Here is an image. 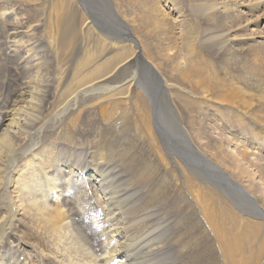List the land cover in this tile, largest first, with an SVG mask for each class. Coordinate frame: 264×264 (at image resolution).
I'll use <instances>...</instances> for the list:
<instances>
[{
  "label": "rangeland",
  "instance_id": "obj_1",
  "mask_svg": "<svg viewBox=\"0 0 264 264\" xmlns=\"http://www.w3.org/2000/svg\"><path fill=\"white\" fill-rule=\"evenodd\" d=\"M252 1L245 0L247 5L241 7L232 0H0V105L6 103L11 93L15 96L19 92L20 76L33 81L38 124L51 126L40 133L37 131L40 135L44 130L51 134L42 145L49 147L59 160L55 168L66 169L72 178L82 179L71 187L69 194L77 193L70 213L77 224H80L78 209L83 212L87 207L88 210V203H94V199L101 196L99 189L86 182V172L94 169L106 174L102 179L106 182H119L130 191L142 187L128 200L129 204H134L136 197L139 198L140 208L130 209L132 217H142V209L149 204L154 191H158L166 204L172 194L166 188L171 178L179 182V187L176 185V196L169 204L179 205L182 211L190 205L191 199H186L184 192L180 193L185 185L173 161L176 157L167 154V146L159 137L164 131L154 126L155 114L151 112L148 94L159 97L155 106L166 115H175L192 144L255 198L264 213V135L260 127L261 124L264 127V106L258 107L264 104V36L256 37L251 33L255 27L264 30V20L257 26L256 22L243 26L244 19L264 18V4L256 8L250 5ZM89 3L102 7L104 16H97ZM111 11L133 41L119 39L115 32L108 30V26L115 25L110 19L112 15H107ZM60 14L73 17L75 30L62 34L65 26L57 25ZM81 21H87L82 28ZM15 22L32 30L26 33L24 28L15 32L18 29L9 27ZM189 29L193 34L185 36ZM228 43L231 45L226 46ZM19 45L24 46L30 60L23 73V69L15 68L6 56L9 46ZM139 52L141 57L137 59ZM84 53L89 61L87 69L91 71L89 87L95 91L83 102L78 98L75 108L64 110L62 105H56L61 99L53 100L48 96L60 93L67 83H75L73 79L80 74L77 64ZM101 54L105 56L93 62ZM104 61L108 62L107 67L94 72L95 65ZM150 66L153 74L143 77L142 73ZM99 77L101 79H97ZM157 78L162 81L155 82ZM148 83L154 89L145 93ZM96 87H110V90ZM163 97L168 98L169 105ZM238 106L255 109L252 120L236 111ZM98 158L107 159L111 165L102 161L97 166L94 160ZM177 163L185 168V176L191 181L189 187L205 195L206 206L215 207L221 214L222 211L225 215L238 214L235 198L227 188L216 186L208 175L200 179L197 174L200 170L191 168L188 163L186 166L184 160ZM111 166H117L118 173L111 171ZM22 171L23 168L16 166L13 175ZM239 201L243 199L236 202ZM156 211L159 217L161 210ZM241 214L238 215L247 219L242 223L250 224L254 220V223L262 221L264 224L263 218L257 221L254 215ZM85 217L93 219L88 213ZM96 219L99 221L98 217ZM232 219V214L228 215V226ZM251 223L253 225V221ZM23 226L24 221L16 217L14 227L21 230ZM142 226L143 222L137 223L134 232ZM103 238V235L94 237V242L85 248L92 255L100 256L104 247H99V242ZM112 244L113 240L108 242L109 246ZM19 257L21 261L25 258Z\"/></svg>",
  "mask_w": 264,
  "mask_h": 264
},
{
  "label": "bare ground",
  "instance_id": "obj_2",
  "mask_svg": "<svg viewBox=\"0 0 264 264\" xmlns=\"http://www.w3.org/2000/svg\"><path fill=\"white\" fill-rule=\"evenodd\" d=\"M232 1H237L241 7L247 5L245 0ZM252 4L256 5V8H260L263 6L264 0H253L250 5ZM89 7L97 16H104L103 8L99 5L89 3ZM213 7L214 5L209 6L206 11H210ZM107 15H112L110 19L115 22V25L108 26V30L115 32L119 39L133 41L128 30L118 23L120 21H116L117 17H114L113 12L111 11ZM255 18L244 19L243 26L249 27L253 22H256L257 26L264 20L263 17ZM72 21H74L73 17H68L67 14L58 15L57 25L65 26L63 35L68 31L75 30L76 27ZM86 23L87 21H81L80 28ZM9 27L18 29L15 32L20 29L22 31L24 28H26L24 29L26 33L32 30L29 28L30 26L22 27L18 22ZM251 33L256 37L264 36V30L256 27ZM18 34L20 33L18 32ZM192 34V29L185 31V36ZM225 45L230 46L231 44ZM9 47L10 49L7 48L9 49L7 58L13 61L16 65L15 68L23 69V73L26 63L30 61L27 59L28 54H25L24 46ZM136 47L138 48L139 45L137 44ZM104 56L101 54L94 58L93 62L101 60ZM140 57L139 52L136 58ZM4 63H6L5 60ZM88 64L89 61L84 53V57L77 64L80 74L75 79L72 78L75 83H67L60 93H51L48 96L53 100L61 99L56 104L57 107L62 105L64 110L73 109L79 103L76 102L78 98L83 102L87 100L91 91H95V88L89 87L91 84L88 83V74L91 71L87 69ZM107 65V61L99 62L93 71H99ZM153 71L154 69L150 66L146 72L142 73V76L148 77L153 74ZM11 76L13 75L11 74ZM97 79H101V77ZM130 79L134 80L133 77ZM157 81L162 80L157 78L155 82ZM18 82L19 92L15 96L14 93H11L10 96H7L6 103L0 105V264H143L144 262L145 264H264V224L257 220L264 219L261 206L257 204L255 198L243 190L240 184L232 181L224 170L220 169L217 164L211 163L205 153L192 144L175 115H166L160 107L155 106V100L159 98L156 94L146 95L150 98L151 112L155 114L154 126L156 129H163V134L158 132L159 137L167 146V154L176 157L173 158V161L180 170L178 171L180 179L185 185L184 191L180 193L184 192L183 196L186 199H191L190 205L182 211L178 208L179 205L172 207L169 204L174 201L175 188L179 183L171 178L166 183L167 191L172 192L168 202L165 204L158 191H154L151 193L149 204L142 209V217H132L130 209L134 206L140 208L139 198L136 197L138 200H134V204H129L128 200L141 191L142 187H140L141 190L137 188L134 191L135 188L132 189L133 192L129 190L130 188L119 185V182L116 184L110 181L112 185L108 181L102 180L106 174L94 169L86 172V182L99 189L98 192L101 196L99 199L93 198L94 203H88V210L87 207L83 212L78 209L80 224H77L73 217H70L71 205L75 204L77 193L69 195L68 191L82 179L72 178L66 169L55 168L54 165L59 160L49 147L42 145L51 134H48V130H44L41 135L37 132L40 133L43 128L51 126L44 123L38 124V116L35 115L38 103L33 101V81L25 76L23 78L20 76ZM96 88L100 89V87ZM106 89L110 90V87L100 90ZM144 89L146 93L148 90H153L154 86L148 83ZM162 99L165 104L169 105L167 97ZM263 106L264 104H260L258 107ZM235 110L243 115H248L250 120L255 112L253 108L241 106ZM171 115H173L172 118L168 119ZM260 127L264 135L263 124ZM174 154L179 155L180 158ZM180 159L184 160L186 166L188 163L191 168H198L200 171H197V174L200 179H205L208 175L209 181H213L216 186L223 185L225 187L223 190L227 188L235 198L237 212H242L241 215L243 213L254 215L252 217L258 223H254L252 220L253 225H251V219L250 224L245 223L246 221L242 223L245 218L240 217L239 212L236 214L231 209L233 213L230 214L233 219L228 226L226 219L230 214L225 215L223 211L221 214L215 207L206 206L205 195L201 191L189 187V182H191L189 176H185V168L177 163ZM94 161L97 166L102 161L104 164H110L104 158ZM16 166L23 168V171L13 175V169ZM116 168L117 166L115 168L111 166V171L118 173ZM123 172L125 173V171ZM177 186L179 187V185ZM82 187L85 188L83 185ZM180 189L181 187L179 191ZM84 198L86 199V197ZM239 198L243 201L236 202ZM85 202L87 204L88 201ZM156 209L161 210L159 217ZM87 213L93 219L85 217ZM16 217L24 221L21 230L14 227ZM139 222H143L144 226L137 227L134 232V226ZM92 234L97 238L99 235L104 237L99 242V247H104L100 256L92 255V252L85 248V245L90 246L94 242ZM111 240H113V244L109 246L108 242ZM22 255L25 257L23 261L19 257Z\"/></svg>",
  "mask_w": 264,
  "mask_h": 264
}]
</instances>
